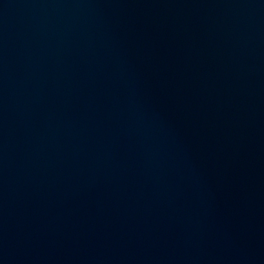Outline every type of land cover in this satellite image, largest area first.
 Segmentation results:
<instances>
[{"label":"water","instance_id":"obj_1","mask_svg":"<svg viewBox=\"0 0 264 264\" xmlns=\"http://www.w3.org/2000/svg\"><path fill=\"white\" fill-rule=\"evenodd\" d=\"M0 264H264V0H0Z\"/></svg>","mask_w":264,"mask_h":264}]
</instances>
